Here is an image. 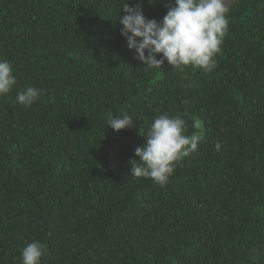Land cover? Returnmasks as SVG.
Instances as JSON below:
<instances>
[{
    "label": "trees",
    "instance_id": "16d2710c",
    "mask_svg": "<svg viewBox=\"0 0 264 264\" xmlns=\"http://www.w3.org/2000/svg\"><path fill=\"white\" fill-rule=\"evenodd\" d=\"M122 2L0 0V60L17 77L0 97V264L34 240L41 264H264V0L227 6L211 72L146 69ZM129 3L162 21L174 0ZM29 86L42 94L25 108ZM163 113L201 140L161 187L130 161Z\"/></svg>",
    "mask_w": 264,
    "mask_h": 264
},
{
    "label": "clouds",
    "instance_id": "9594fccd",
    "mask_svg": "<svg viewBox=\"0 0 264 264\" xmlns=\"http://www.w3.org/2000/svg\"><path fill=\"white\" fill-rule=\"evenodd\" d=\"M228 14L225 0H174L162 21H157L146 18L138 6L123 0L118 20L123 25L121 34L146 69H159L167 62L181 71L190 66L211 72L217 67V57L229 32ZM16 84L12 65L0 60V97L8 96ZM41 94L39 88L29 86L17 93L15 102L30 108ZM133 122L127 114L107 116L108 127L117 132L132 128ZM193 127L199 128V122H194ZM187 133L182 115L163 113L154 117L146 143L135 149L138 160L130 161V176L166 186L176 165L198 151L201 136ZM221 148V143L216 142L215 150L219 152ZM45 251L39 241L28 243L21 249L22 264H41Z\"/></svg>",
    "mask_w": 264,
    "mask_h": 264
},
{
    "label": "rangeland",
    "instance_id": "374dc122",
    "mask_svg": "<svg viewBox=\"0 0 264 264\" xmlns=\"http://www.w3.org/2000/svg\"><path fill=\"white\" fill-rule=\"evenodd\" d=\"M234 2V0H225L226 6H229L230 4H232Z\"/></svg>",
    "mask_w": 264,
    "mask_h": 264
}]
</instances>
